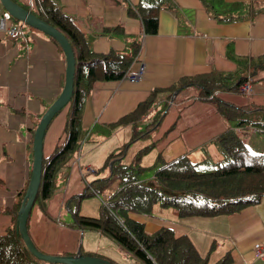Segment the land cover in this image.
Returning a JSON list of instances; mask_svg holds the SVG:
<instances>
[{"label": "crops", "instance_id": "1", "mask_svg": "<svg viewBox=\"0 0 264 264\" xmlns=\"http://www.w3.org/2000/svg\"><path fill=\"white\" fill-rule=\"evenodd\" d=\"M18 1L29 9L33 5V0ZM56 1L62 10L74 19L95 52L127 50L133 38L142 39L138 58L124 78L94 83L86 99L83 124H89L92 118L99 116V121L104 125L102 128H108L112 122H116L120 116L144 100L156 86L165 87L183 75L204 73L212 69L233 72L236 64L229 56H257L264 53V0H224L228 3L226 9L234 16L237 14L241 16L233 22H218L210 18L201 0H171L177 8L175 10L163 8L159 11L158 30L152 35L143 34L140 19L127 14L128 3L135 5L140 0ZM252 10H255L254 15L251 14ZM115 26L121 28L105 32V28L111 29ZM7 33L0 29L2 209L13 207L18 200L19 190L30 178L33 161L32 132L40 119L38 116L35 121L27 123L26 136L18 139L14 130L8 128L12 124L11 121L16 118V113H13L12 109L27 105L28 108H33L34 103H38L41 97L45 98L47 104H51L62 90L66 68L65 54L61 46L47 34L46 36L35 34L33 31L30 32L29 28H24L16 44L14 39L20 36L9 37ZM7 36L12 40L7 39ZM29 39L34 43L31 48L27 43ZM141 65H143L141 77L131 81L129 73L137 72ZM35 72L39 73L38 77L33 74ZM30 94L39 97L34 95L37 99L32 100ZM195 94L194 87H187L175 95L164 117L165 119L168 115L169 122L162 126L163 119L161 125L155 129V134L151 132L142 137L148 141H144L143 143L148 144L142 147L154 142L153 149L149 151H152V154L148 158L150 162L153 161V166H159L156 163L158 155H163L166 160H172L185 154L192 161L214 166L225 160L224 153L211 140L230 128L232 122L228 123L213 104L196 100ZM218 96L238 106H246L252 102L256 106L264 107V81L253 82L250 94L220 92ZM44 104L42 103L37 111L39 115L44 112ZM103 108L105 112L100 114L99 111ZM68 110L66 106L57 113L46 129L43 139L45 157L65 138L64 128ZM247 114L252 119L264 120L263 110L251 109L247 110ZM129 127L131 136L132 128ZM87 129L84 142H90L82 144L90 149L85 152L87 160L79 155L72 156L68 164L61 168L54 194L45 201L47 213L35 204L28 220V230L34 244L46 253L74 255L81 246L80 248L85 251L97 252L111 259L118 258V262L125 264L122 257L110 254L104 247L97 245L94 237L99 232H92L94 236L88 234L84 242L79 243L85 230L72 226V221L71 223L60 221L61 210L67 200L74 194L82 192L93 181L90 183L85 181L87 180L85 169L91 171L93 168L103 166L109 156L99 148L102 136H93L95 129L93 127ZM137 129H140L138 125ZM234 130L251 152H264V132L261 133L254 127L248 129L234 127ZM149 137L153 139L150 140ZM131 147L135 154L138 149L135 151V148L130 146L128 150H131ZM144 156L146 155H143L140 161L148 165L149 163L143 160ZM102 159L104 162L100 161ZM94 173L99 174L98 171ZM1 214L0 233H4L11 218L7 213ZM130 216L144 222L146 229L149 230L145 218L132 213ZM179 217L181 221L178 223L179 229L169 221H163L161 226L173 228L176 234H187L201 254L211 252L210 261L218 260L231 249L230 264H264V258H258L254 253L255 244L260 243L264 248V198L257 204L247 206L234 214ZM99 235L102 236L101 233ZM123 253L130 257L127 252ZM130 261L136 262L132 258Z\"/></svg>", "mask_w": 264, "mask_h": 264}, {"label": "trees", "instance_id": "2", "mask_svg": "<svg viewBox=\"0 0 264 264\" xmlns=\"http://www.w3.org/2000/svg\"><path fill=\"white\" fill-rule=\"evenodd\" d=\"M201 1L209 17L218 22H233L241 18L239 14L234 16L226 9L228 3L224 0ZM163 8L175 10L177 5L172 4L171 0H140L135 5L128 3L126 10L130 17L140 19L143 34L152 35L157 33L158 15ZM31 9L32 13L54 26L68 39L76 60L73 96L69 102L64 128L65 138L42 162L41 182L35 204L47 213L45 201L54 194L59 171L68 164L86 139L87 130L82 127L81 120L82 108L94 83L124 78L138 58L142 39L133 38L129 50L95 52L74 19L62 10L56 0H33ZM251 14L254 15L255 10H252ZM118 28L121 27L105 28V32ZM229 57L236 64L233 72L212 69L204 73L183 75L165 87L156 86L144 100L138 102L134 110L110 124L112 128L129 125L133 134L131 133L130 142L124 143L125 145L118 149L119 152H111L105 160L100 172L108 166L109 174L93 180L82 192L67 200L64 207L68 208L72 215V226L108 236L140 264L232 262L231 249L214 263H210L211 252L201 254L187 234H176L173 228L167 226L149 232L144 222L130 216L131 213L150 215L157 203L163 207H173L182 217L234 214L264 198V152H251L234 130V127H254L263 133L264 120L252 119L247 110L264 111V107L256 106L252 102L246 106H238L218 96L220 92L240 93L242 85L249 78L252 83L257 80L264 81V53L257 56ZM187 87L195 88L196 100L213 104L228 123H233L230 128L211 140L218 145L226 158L214 166L200 161L193 162L185 154L168 161L158 155L156 163L159 166L151 181L147 182L141 178L146 167L141 165L140 160L153 149L154 142L138 149L129 164L124 163L123 159L132 143L149 135L161 125L172 96ZM162 101L165 102L163 109L155 113L144 129H137L138 122ZM28 181L20 189L18 201L12 208H0L1 213H7L11 217L5 232L0 233V264H51L38 259L29 251L18 230L17 214ZM107 188L112 191L106 198H102L99 215L88 216L79 213L77 202L89 194H103ZM213 246L214 243L212 249ZM83 254L100 258L110 264H122L97 252L84 251Z\"/></svg>", "mask_w": 264, "mask_h": 264}, {"label": "rangeland", "instance_id": "3", "mask_svg": "<svg viewBox=\"0 0 264 264\" xmlns=\"http://www.w3.org/2000/svg\"><path fill=\"white\" fill-rule=\"evenodd\" d=\"M16 3H18L19 5H21L25 9L32 10V9H29L28 6H25L24 4H22L21 2H19L18 0H16ZM4 18L7 19V26L8 27H18V26H22L21 31L17 34L20 37H16L14 39V40H16V44H18L17 43V40H20L24 28H29L30 32L33 31V32H35V34H45L44 32H41L39 30H36L33 27H31V26H29V25H27V24H25V23L17 20L13 16H11L4 9V7L2 6V4L0 2V20L1 19H4ZM3 31H7V30H3ZM16 32H17V30H16ZM8 35H9V37L10 36L11 37L17 36V35L13 36L10 33ZM44 36H46V34ZM47 36L49 37L50 35L47 34ZM9 37L7 36V39L12 40ZM27 43H28V45L30 44V46H29L30 48L33 47V45H34V43H32V40L31 39L27 40ZM48 69H50V64L49 63H48ZM65 70H66V68H65ZM33 74H36L35 77H38L39 76V73H37V72H35ZM64 81H65V72H64ZM103 81H112V80H103ZM34 95L30 94L32 100L33 99L36 100L37 99L36 97H39V96H36V95H35L36 96L35 97ZM45 101H46L45 98L41 97V100L38 103H34V107L33 108H28V105H27V106H23V107H15L16 109H14V108L12 109V112L13 113H16L15 114L16 115V118H15V120L11 121L12 124L10 126H8V128H12L14 130V132L16 133L18 139L19 138H23V137L26 136V134H27V130H26L27 129V126H26L27 123H29L31 120L32 121H35V119L38 116H40L39 118H41L42 115L48 109V107L52 104V103L51 104H47V102H45ZM42 103H45L44 104L45 107L43 108L44 109V112L39 115L37 111H39L40 105H42ZM164 103L165 102H163V101L160 102V103H157L153 107V109L150 111V113H148L146 115V117H144L142 120H140L138 122V126L140 127V129H144L145 125L152 120V117L155 115V113L157 111L163 109ZM169 104H170V102H169ZM169 104H168V106H169ZM0 105H1V103H0ZM85 105H86V102L84 103V106L82 108V111H83L82 112V118H81V120H82V127H84L86 130H88L87 128H92L93 127V128H95L93 130V136L94 135L102 136L103 140L99 143V148L101 150H103L107 154H110V152H114V151H115L114 153H116V152H119L120 151L118 149L124 143L126 144V142H130V137L131 136L129 135V132H130L129 125H127V126H115L114 128H112V126H111V128L110 127H108V128H102L104 125L99 121V116L97 118H92L90 120L89 124H85V123L83 124V120L85 119V117H84V111L86 109V106ZM137 105H138V103L136 104V106ZM66 106H67V108H69V106H70L69 103ZM136 106L133 109H131L130 111L134 110L136 108ZM168 106H167V111H168ZM21 109H23V110H21ZM130 111H128V112H130ZM104 112H105V109L104 108L99 111L100 114H103ZM122 116H120V117H122ZM168 122H169V116L167 115L166 118L164 119L163 123H162V126L165 125ZM161 128H163V127H161ZM32 133H34V132H32ZM153 133L155 134V130L152 132V134ZM32 138H33V136H32ZM149 139L152 140L153 138L152 137H149ZM84 141L80 144L79 149L75 152V154L73 156L79 155V156L83 157L84 160H87V158H85V152H87L90 149L88 147L82 146V144L89 143L90 141H86V142H84ZM144 141H147V140L145 138H140V139L136 140L134 143H132L130 146H133V148H135V151H136L137 149H140V147L148 144L147 143L148 141L145 142V143H143ZM134 144H136V145H134ZM126 149H127V146L125 148V151H126ZM151 154H152V151L149 152V153H147L146 156H144V158H143V160H146L147 163H149L148 165L145 164V162H141L143 165L147 166L146 167V170L141 175V178L142 179H145L147 182H150L151 181V178H152L153 174L155 173V171L158 168V166H153L152 165L153 164V161L150 162L148 160V158L151 156ZM133 155H134V152H132V147H131V150L129 149L128 152H127V155L124 157L123 162L126 163V164H129L131 162L132 158H133ZM100 161L101 162H104L103 159L100 160ZM193 162H196V161H193ZM100 167L93 168L91 171H87L85 169L86 179H87L85 181L86 182L88 181L87 183H90L92 180H94L96 178H100L101 176H107L109 174L108 166L102 172H100V171L103 168H101L100 170H98ZM96 171H98L99 174L94 173ZM88 177L90 178V180H88ZM82 182L84 184V181H82ZM105 191H106L105 193L100 194V195H98L96 193L89 194V195L83 197L80 200V202H77V204L79 205V207H78L79 213L81 215H88V216H97V215H99L100 214V209H101V206H102V198H106L111 193L112 189L111 188H107ZM19 192H20V190H19ZM19 192H18V197H19ZM23 198H24V196H23ZM20 206H21V204H20ZM19 209H20V207H19ZM132 214L135 215V216H139V217L145 218L144 220L148 224L147 226H148V229H149L148 231L149 232H152L155 228L163 225V223H164L163 221H166V222L169 221L173 225H176L175 227L177 229H179L178 228V223L181 222L179 220L180 217L177 214L176 209H174L173 207H163L159 203H157V204H155L153 206V209H152L150 215L136 214V213H132ZM7 215H9V214H7ZM1 216H2V214L0 213V219L2 218ZM72 219L73 218H72V215L69 212V209L63 207V210H61V215H60V221H61V223H71ZM86 230H85L84 233H82V239L80 240L79 243H81V242L83 243L84 240H85V238L88 237V234L94 236L92 232H95V231H92V230H89V229H86ZM94 239L97 241V245L100 246V247H104L108 253H110V254L113 253V254H116L118 257H122V259H123L122 262L123 263H125V264H140V263H136L134 261H130V259L132 257H129V256L125 255V253H123L124 250H122L113 240L109 239L108 236H105V235H102L101 236L98 233V235H95ZM80 247L81 246H79V248H77V251L80 249L81 252H84L85 250L83 248H80ZM200 250L204 253L203 248L200 247ZM108 253H106V255L109 256ZM114 259L116 261H118V258H114ZM215 260L216 259H211L210 263H214Z\"/></svg>", "mask_w": 264, "mask_h": 264}, {"label": "water", "instance_id": "4", "mask_svg": "<svg viewBox=\"0 0 264 264\" xmlns=\"http://www.w3.org/2000/svg\"><path fill=\"white\" fill-rule=\"evenodd\" d=\"M0 2L4 9L17 20L53 37L61 46L66 59L64 86L57 98L52 102L46 112L39 119V122L33 133L32 171L24 194V198L22 199L21 206L17 214V226L19 233L29 251L35 257L45 262H49L51 264H110L100 258L84 255L80 252V249L74 255H59L43 252L34 244L30 236L28 230V220L31 210L35 204L36 196L38 194L41 182L42 162L44 158V135L51 120L62 108H64L70 102L73 96L76 60L70 42L54 26L40 19L30 10L23 8L13 0H0ZM173 98L174 95L172 96L171 100Z\"/></svg>", "mask_w": 264, "mask_h": 264}, {"label": "built area", "instance_id": "5", "mask_svg": "<svg viewBox=\"0 0 264 264\" xmlns=\"http://www.w3.org/2000/svg\"><path fill=\"white\" fill-rule=\"evenodd\" d=\"M0 29L1 30H7L11 35L15 36L21 31L22 26L8 27L7 26V19L4 18V19L0 20ZM15 29L17 30V32H16ZM142 71H143V66L141 65L137 72L132 73V74L129 73V76H128L129 79L132 80V81L138 79L142 75ZM251 81H252V79L249 78L248 81L245 82L242 85V87H241L242 92H244L246 94H250L251 93V91H252ZM254 253H255L256 257L264 258V248H263V246L261 244H259V243L255 244Z\"/></svg>", "mask_w": 264, "mask_h": 264}, {"label": "bare ground", "instance_id": "6", "mask_svg": "<svg viewBox=\"0 0 264 264\" xmlns=\"http://www.w3.org/2000/svg\"><path fill=\"white\" fill-rule=\"evenodd\" d=\"M132 81V80H131Z\"/></svg>", "mask_w": 264, "mask_h": 264}]
</instances>
